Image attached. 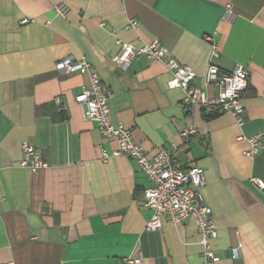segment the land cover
Returning <instances> with one entry per match:
<instances>
[{
  "label": "crops",
  "instance_id": "obj_1",
  "mask_svg": "<svg viewBox=\"0 0 264 264\" xmlns=\"http://www.w3.org/2000/svg\"><path fill=\"white\" fill-rule=\"evenodd\" d=\"M58 3L70 9L65 18L54 12ZM227 4L236 14L230 24L221 20ZM132 19L135 29L127 27ZM154 41L189 66L209 96V65L244 66L243 125L229 114L205 120L198 108L186 112L161 63L113 62L122 44ZM64 58L92 65L111 93V121L148 157L174 147V162L204 169L218 262L203 261L192 220L144 230L151 213L140 202L150 184L126 156L101 161L100 150L115 144L82 118L74 98L89 81L56 72ZM188 128L195 133L185 139ZM263 131L264 0H0V264H264V151L246 158L247 144L235 142ZM22 144L40 150L48 168H21Z\"/></svg>",
  "mask_w": 264,
  "mask_h": 264
},
{
  "label": "built area",
  "instance_id": "obj_2",
  "mask_svg": "<svg viewBox=\"0 0 264 264\" xmlns=\"http://www.w3.org/2000/svg\"><path fill=\"white\" fill-rule=\"evenodd\" d=\"M54 12L58 17L65 18L70 13V9L65 4L58 3L54 6ZM235 18L236 14L231 5H225L221 20L230 24ZM137 26L136 20L128 21V28L135 29ZM204 40L210 47V58L217 57L218 48L212 38H204ZM135 57H144L150 62L164 65L171 73L169 86L180 89L183 94L181 105L186 112L198 108L205 114H229L238 127L243 125L242 95L248 82V72L244 66L236 64L229 71L220 72L215 66L209 65L205 75V85L215 89L214 95L209 96L206 91L194 85L195 72L189 66L180 64L159 42L154 41L139 47L122 44L113 62L118 67H125ZM54 69L60 74L79 73L87 76L89 87L82 88L74 101L81 108L84 121L94 123L100 134L115 144V149L110 153L100 150L101 161L106 162L112 157L126 156L135 163L137 170L149 182L150 186L143 191L140 202L141 208L151 213L144 230L157 231L164 223L175 225L187 219L192 220L202 247L203 261L218 262L220 256L212 248V242L217 238V230L211 219L212 211L201 195L205 186L204 169L198 165L185 168L174 162L172 160L174 147L160 149L152 157H148L141 146L133 142L128 129L111 121L108 106L111 93L101 83L96 70L85 59L64 58L55 64ZM194 133L192 128H188L181 132V136L188 139ZM235 142L247 144L242 154L251 159L264 151V131L251 137L239 135L235 138ZM21 152L18 162L21 168L31 172L48 168L42 152L37 148L22 144ZM252 181L257 187L262 186L257 180ZM240 249V244L230 249L232 259L239 257ZM125 263L142 264L140 259H128Z\"/></svg>",
  "mask_w": 264,
  "mask_h": 264
},
{
  "label": "trees",
  "instance_id": "obj_3",
  "mask_svg": "<svg viewBox=\"0 0 264 264\" xmlns=\"http://www.w3.org/2000/svg\"><path fill=\"white\" fill-rule=\"evenodd\" d=\"M216 116H217V115L205 114V113L203 112V118H204L205 120L213 119V118L216 117Z\"/></svg>",
  "mask_w": 264,
  "mask_h": 264
}]
</instances>
